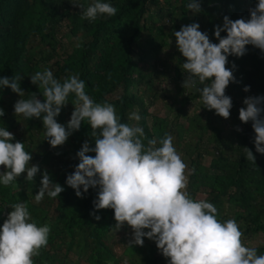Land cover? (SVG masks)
<instances>
[{
  "label": "clouds",
  "instance_id": "obj_1",
  "mask_svg": "<svg viewBox=\"0 0 264 264\" xmlns=\"http://www.w3.org/2000/svg\"><path fill=\"white\" fill-rule=\"evenodd\" d=\"M71 4L89 22L118 11L103 0H92L87 7ZM186 7L193 14L201 12L200 0H189ZM173 36L185 61L182 88L199 92L203 108L228 119L233 104L225 90L237 83L235 64L226 67L228 57L244 56L249 45L264 53V0H257L247 19L224 16L213 29L217 43L198 23L181 26ZM25 82L22 74L0 77L6 101L0 108V185L15 192L17 179L26 173L35 191L0 209V264H38L33 257L40 251L51 255L46 264H131L128 250L142 247L145 238L154 241L168 264H264V255L244 244L235 219L222 222L213 203L190 196L186 170H192L170 134L145 145L144 129L120 122L112 104L95 102L79 74L61 82L49 69L35 72L30 83L42 90L43 101L36 94L25 97ZM70 95L73 111L62 125L56 118ZM242 103L238 119L251 122L255 151L264 155V96H247ZM23 118L43 126L38 149L45 155L21 143ZM128 119L138 122L141 116L133 112ZM85 120L94 147L85 141L71 157L67 139ZM243 149L254 163L252 151ZM64 166L68 175L59 179Z\"/></svg>",
  "mask_w": 264,
  "mask_h": 264
},
{
  "label": "trees",
  "instance_id": "obj_2",
  "mask_svg": "<svg viewBox=\"0 0 264 264\" xmlns=\"http://www.w3.org/2000/svg\"><path fill=\"white\" fill-rule=\"evenodd\" d=\"M72 2L87 7L92 0H0V77L22 74L27 84L25 90L20 80L25 97L36 94L43 101L39 93L42 90L30 83V76L35 72L49 69L61 82L67 76L79 74L85 82L86 93L95 102L112 104L120 122L138 124L144 129L145 145L148 139L163 138L165 133L173 137L174 147L192 170L187 173V191L193 199L196 194L206 192L207 202L216 206L222 222L228 220L222 215L224 202L228 203L233 212L231 219L240 223L243 237H264V155L255 151L251 122L242 124L238 119L239 109L244 107L242 102L247 96H264V53L249 45L244 56L228 57L226 67L235 64L237 83H230L225 94L231 97L233 104L229 118L236 120L240 129L237 134L228 136H223L215 124L219 116L203 108L199 92L182 88L184 70L181 65L185 61L181 54L169 57L172 61L170 77L166 62L159 63L158 67L154 62L151 67L141 69L146 61L156 59L165 40L175 41L173 33L181 26L198 23L200 30L217 43L213 36L214 26L222 24L224 16L231 20L247 19L249 9L255 7L257 0H200L198 14L187 9L189 0H103L116 7L117 14L98 17L95 22L82 20L80 9L73 7ZM142 34L146 38L139 44ZM224 35L221 33L222 37ZM166 79L179 83L175 94L155 90V82ZM245 86H250L247 93L243 91ZM1 92L0 108L6 105ZM73 99L70 95L69 103L56 118L58 123L66 125L69 121ZM159 100L167 109V115L162 118L148 113ZM193 100L200 101L204 115H186L185 107ZM133 112L141 116L140 121L128 119ZM179 119L187 124L181 125ZM19 130L21 143L28 142L38 155H45L43 148L38 149L44 137L41 124L23 118ZM91 133L85 120L79 131L67 139L71 157L76 156L85 141L94 147ZM187 138L190 142L184 141ZM244 147L252 151L254 163L247 160ZM89 155L94 156V153ZM205 155L210 157L207 167L201 166ZM68 168L63 167L59 179L68 175ZM25 175L17 179L15 192H11V186L0 185V209L35 194ZM94 190L97 196L98 189ZM108 210L112 215L113 210ZM256 249L258 255H264V245ZM127 253L131 264L167 262L154 241L143 243L138 249L130 248ZM135 254L140 258H135ZM33 258L35 263L46 264L51 255L40 251V255Z\"/></svg>",
  "mask_w": 264,
  "mask_h": 264
},
{
  "label": "rangeland",
  "instance_id": "obj_3",
  "mask_svg": "<svg viewBox=\"0 0 264 264\" xmlns=\"http://www.w3.org/2000/svg\"><path fill=\"white\" fill-rule=\"evenodd\" d=\"M145 38H146V35L142 34L140 41H139V44H142L144 42ZM62 42H64V41L62 40ZM34 50H36V49L34 48ZM178 54H180V53L178 52V50L176 48L175 41L171 40V39L165 40L164 46L162 48H160L157 52L156 59H149L148 61H146L145 64L142 65L141 69L145 70L146 68L151 67L154 62L157 65V67H158L159 63L166 62L167 66H168V70H169V77H170L172 74V61L170 60L169 57L176 56ZM142 85H143V83L140 84V86H142ZM177 85H179V83L175 84V83L170 82L168 79H166L162 82H155L154 87H155V90L158 92H161V91L164 92L165 91L166 93L173 95L176 92ZM184 111L186 112V115L188 117H191L193 115H204L203 110L201 108L200 101H198V100H193L192 102H190V104H188L185 107ZM148 113L154 114L155 116L162 118V117H165L167 115V109L164 107V104L159 100V101H156L154 106H152L148 110ZM203 118L205 119V117H203ZM204 119H202V120L204 121ZM179 123L181 125L185 126L187 124V121H185L183 119H179ZM215 124H217V126L220 129L221 134L223 136H228L231 134H237L238 133V131H237V129H239L238 123L236 120L233 121L232 118L231 119L228 118L225 120V119L219 117ZM205 138H206V136H205ZM184 141H188V138L185 139ZM188 142H190V141H188ZM182 147L184 148L185 144H183ZM177 152L180 153L178 150H177ZM180 154H181V157H183L182 153H180ZM209 160H210V157H208L206 155L203 156V159L201 161V166L207 167L209 164ZM187 173L188 172L186 171V174ZM195 199L196 200L204 199V200L208 201L209 196L206 192L205 193H198L195 195ZM232 213L233 212H232L230 206L228 205V203L224 202L222 215L226 219H231ZM238 225H240V223H238ZM130 231H131V229H129V232ZM242 240H243L244 244L248 247L256 248V247L264 245V237L261 235H254V236H251L249 238L242 237ZM152 242H153L152 240H148L146 238L144 239V243L152 244ZM125 264H127V263L125 262ZM166 264H168V261L166 262Z\"/></svg>",
  "mask_w": 264,
  "mask_h": 264
}]
</instances>
